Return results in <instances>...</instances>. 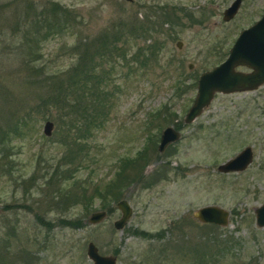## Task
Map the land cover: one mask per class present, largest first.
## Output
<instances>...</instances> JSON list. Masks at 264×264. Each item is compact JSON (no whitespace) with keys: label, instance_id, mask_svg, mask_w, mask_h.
Instances as JSON below:
<instances>
[{"label":"rangeland","instance_id":"374dc122","mask_svg":"<svg viewBox=\"0 0 264 264\" xmlns=\"http://www.w3.org/2000/svg\"><path fill=\"white\" fill-rule=\"evenodd\" d=\"M231 1L0 0V122L10 110L30 108L39 91L21 85L26 71L19 72L15 49L34 10L56 4L72 16L71 30L38 43L39 57L31 65L44 66L47 73L65 72L76 59L67 47L79 36L92 38L102 31L123 34L116 45L126 58L138 47L145 51L155 44L159 50L158 62L137 72L119 58L112 59V71L108 63L94 60L97 72L107 71V82L105 105L97 109L104 111L101 123L90 128L89 136L80 135L81 124L79 135L64 126L66 119L56 125L53 118L60 113L48 108L36 111L19 134L0 143V254L5 256L0 264H91L85 254L88 241L100 254L113 255L116 264H190L189 250L201 247L214 231L238 241L236 259L264 264V226L254 222V209L264 201V84L215 93L191 123L182 121L198 75L221 62L238 32L264 12V0H241L233 18L223 21L222 11ZM130 28L137 36L128 33ZM193 78L195 85L185 92L174 89V82L185 86ZM45 120L53 124L48 136L42 133ZM166 126L180 139L158 153ZM245 146L253 158L243 171L216 170ZM141 153L144 162L135 165ZM121 169L126 178L118 197L104 201L105 185ZM121 199L131 214L116 230L112 223L120 216L116 202ZM205 205L226 210L227 223L214 229L193 218V211ZM98 210L105 216L88 224V216ZM181 242L184 251L178 249Z\"/></svg>","mask_w":264,"mask_h":264},{"label":"trees","instance_id":"16d2710c","mask_svg":"<svg viewBox=\"0 0 264 264\" xmlns=\"http://www.w3.org/2000/svg\"><path fill=\"white\" fill-rule=\"evenodd\" d=\"M71 18L72 16L64 8L53 4L49 5L48 8H40L36 13L34 10L33 18L30 20L26 19L28 28H24V32H22L19 44L17 45L18 48H15L17 51L16 56L21 61L19 70H22L19 72L26 71L23 79H21V85L27 89H33L32 87L37 86L39 87V91L36 87L37 92L33 93V96L31 95L33 105L30 108L27 106L24 111L20 109L8 111L7 116H5L6 119L0 122V143L9 141L10 135L19 134L21 131L20 127L22 125L25 126L27 121L31 120L32 115L36 114V111H46L48 108H55L60 113L53 118L56 125L60 126L64 119H66V125L64 126H68V129H75L79 135V128L83 126L80 135L89 136L91 133L90 128H97L101 123L98 117L104 111H98L97 109L100 105H105L104 97L106 92L103 89L107 82L106 77H104V73L107 71L97 72L98 61L95 63L94 60L98 59L99 65L104 64V62L108 63L110 65L108 71H112L111 67L114 66L112 59L119 58L133 72L147 68L153 60V62H158L159 60V50L155 44L146 46L145 51L138 47L133 55L126 58L124 48L116 45V42L123 37V34L119 30H116L113 32L102 31L98 36L92 38L79 36V39L67 47V52L76 55V59L75 63L65 72L47 73L44 66L37 67L31 65L39 57L38 53L40 50L38 43L41 40L54 39L55 36L61 35L63 31L71 30L72 25L69 23ZM135 29L130 28L128 33L135 36ZM194 80L195 78H193L192 83L185 86L180 85V82H174V89L176 91L179 90L181 93L185 92L188 88L195 85ZM26 99H23L20 104L22 105ZM72 153L73 151L71 152V150L67 151V157L71 158ZM131 160L132 158L128 160V163H131ZM133 160L135 165L139 161L144 162L143 154L141 153V156H137ZM122 169L116 173L114 180L111 179L105 185L104 194L101 196V199L104 201L108 197H111V200H115L118 197L120 183L126 178ZM166 172L167 170L164 169V173ZM138 174L140 172L137 170L135 175ZM70 222V220H64L63 223L69 225ZM207 226L216 228L212 224H208ZM136 233L139 236H144L143 231ZM160 235L157 234L159 239L162 236ZM237 244L238 241L233 236L220 237L214 231L208 240L203 239L201 247L193 246L189 250L194 258V262L190 264H217L222 259L223 261L228 259V264H252V261L249 259L245 261L236 259L233 250L236 249ZM181 245L182 242L178 244V249L182 248L184 251L185 248ZM4 258L5 256L0 254V263L3 262Z\"/></svg>","mask_w":264,"mask_h":264},{"label":"water","instance_id":"95a60500","mask_svg":"<svg viewBox=\"0 0 264 264\" xmlns=\"http://www.w3.org/2000/svg\"><path fill=\"white\" fill-rule=\"evenodd\" d=\"M130 1V0H126ZM241 0H232L221 14L223 21H228L236 14ZM177 41L175 46L180 47ZM192 66L188 64L190 69ZM237 67H245L248 71L237 70ZM264 84V12L251 25L241 29L233 43L228 49L226 57L209 70L202 71L196 79L195 94L190 106L183 117V123H191L202 110L210 103L215 93L228 94L253 90ZM53 124L45 120L42 133L48 136ZM180 139V134L171 126L161 130L157 143V151L163 149ZM253 153L251 147L245 146L233 157L218 164L216 170L220 173L243 171L252 161ZM116 208L120 212L118 219L114 220L112 226L120 230L131 214V208L126 200L116 202ZM105 216V211L92 212L88 218V224H95ZM193 218L201 223L223 226L227 223L228 212L214 205H205L197 208L192 213ZM254 222L257 227L264 226V201L254 209ZM86 257L91 264H116L113 255H103L98 252L97 247L88 241L85 248Z\"/></svg>","mask_w":264,"mask_h":264},{"label":"flooded vegetation","instance_id":"af4514ba","mask_svg":"<svg viewBox=\"0 0 264 264\" xmlns=\"http://www.w3.org/2000/svg\"><path fill=\"white\" fill-rule=\"evenodd\" d=\"M129 2H131V0H130ZM245 71H248V69L245 70ZM245 71H243V72H245ZM159 135H160V134H159ZM158 140H159V138H158ZM169 145H171V144H169ZM169 145H167V146L163 149V151H164ZM163 151H162V152H163ZM157 152H158V151H157ZM162 152H158V153H162Z\"/></svg>","mask_w":264,"mask_h":264}]
</instances>
